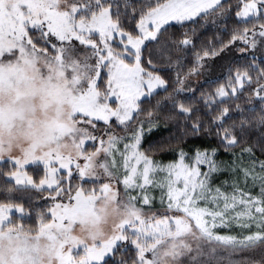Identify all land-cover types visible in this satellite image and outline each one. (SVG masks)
<instances>
[{"label":"snow or ice","instance_id":"1","mask_svg":"<svg viewBox=\"0 0 264 264\" xmlns=\"http://www.w3.org/2000/svg\"><path fill=\"white\" fill-rule=\"evenodd\" d=\"M25 45L88 73L95 164H58L49 199L78 211L115 192L132 210L87 264H264V0H0V53ZM217 72L196 107L186 81Z\"/></svg>","mask_w":264,"mask_h":264},{"label":"rangeland","instance_id":"2","mask_svg":"<svg viewBox=\"0 0 264 264\" xmlns=\"http://www.w3.org/2000/svg\"><path fill=\"white\" fill-rule=\"evenodd\" d=\"M13 69L24 73L30 70L31 72L39 73L42 78L49 76V73H53V76L49 78L60 82L54 93L57 103L61 106L68 105L70 113L67 120L61 118L54 122L52 134L42 143L25 145L23 149H16L10 154L4 155L3 142L0 141V161L9 160L20 168L19 171L11 174L10 178L18 187H29L33 190L31 194L38 198V204L36 205L44 204L50 206L53 215L52 221L43 226L39 233H46L49 239L58 241L56 264H87L88 256L84 249H98L103 242L115 234L120 225L131 219L132 211L115 192L107 195L96 194L92 198L90 207L72 211V209H75V205L57 204L55 200L49 199L50 196L56 193L44 191L46 189L51 190L46 185L59 172L58 164H70L81 160H87L93 165L95 164L97 153L91 151V149L86 151L83 147L84 129L81 127L78 115L80 99L86 91L85 82L88 78V73L74 56L69 55L66 57L62 53H53L47 49L29 47L27 45L24 46L22 52L13 50L0 53V75L3 76L5 72ZM186 73H182V77ZM223 75H226V72ZM223 75L219 72L213 74L214 77ZM23 77H3L2 82L19 80ZM207 78L206 74L189 76L186 81V87L197 88ZM69 147L72 149L71 152L68 151ZM156 158L167 161L171 156L166 153ZM219 158L222 160L231 159L226 156H219ZM29 165H41L45 168L44 177L40 181H35L33 177L23 170ZM226 177L227 174L225 173L221 178ZM117 187L122 191V185H117ZM73 190H76L75 183ZM81 190L92 195V188L89 191L83 188ZM29 193L30 191L28 190L26 193L19 192L20 196H18V192L13 194H15L16 198L18 196L24 199L29 196ZM105 200L114 201L119 207L130 209L128 212L129 218L110 227L103 238L98 239L95 236H92L91 239L83 238L79 230L82 226L100 222L103 209L98 206ZM0 209L6 210L4 218L0 219V228L6 227L5 225L10 220L12 213L16 212L22 215L24 212L23 206L13 204L0 205ZM79 226L81 227L79 228ZM7 228L11 229L12 227Z\"/></svg>","mask_w":264,"mask_h":264},{"label":"clouds","instance_id":"3","mask_svg":"<svg viewBox=\"0 0 264 264\" xmlns=\"http://www.w3.org/2000/svg\"><path fill=\"white\" fill-rule=\"evenodd\" d=\"M59 80L42 78L30 70L22 79L0 83V141L8 155L25 145L42 143L53 131L58 119H68L70 107L57 103L54 95ZM71 152V147L68 148ZM99 223L82 226L85 239L103 238L107 230L129 218L130 209L105 200ZM58 241L40 234L36 227L15 222L11 229L0 228V264H56Z\"/></svg>","mask_w":264,"mask_h":264},{"label":"trees","instance_id":"4","mask_svg":"<svg viewBox=\"0 0 264 264\" xmlns=\"http://www.w3.org/2000/svg\"><path fill=\"white\" fill-rule=\"evenodd\" d=\"M230 2H235V0H230ZM211 36L212 34L209 33ZM41 49H45L42 47H38ZM192 67V65H187L182 69V73L188 72L189 68ZM226 75H223L220 77L219 82L217 84L208 85L205 82H202L197 86V93L194 97H192V100L194 101V104L196 107H199L203 109V100L204 96H207L210 93H214L215 89L219 87L220 85H224L226 83ZM171 90V89H170ZM201 93L204 94V96H201ZM163 95V93H161ZM188 95H180L179 99L186 100ZM242 102V101H240ZM166 135V132H165ZM154 137L160 136V133H154ZM196 143H199V141H195ZM175 146V145H173ZM166 153H156V157H159ZM259 155V154H258ZM219 156H226L231 158L227 153H224L221 151ZM20 168L17 167L13 162L9 160L0 161V205H20L23 206L24 212L22 215H19L18 213L14 212L11 214L10 220L5 225L6 227H12L15 222H19L21 226L25 225H31L33 227H36L38 231H40L43 226L50 223L52 221L53 215L50 209L49 205L44 204H38V198L34 197L31 194V191H33L29 187H18L15 182L10 178V175L13 174L16 171H19ZM29 176L33 177L35 181H40L44 177L45 168L41 165H29L28 167L23 169ZM83 189L89 191L92 188V185H84L82 187ZM30 191L29 196L24 199L19 198V192L26 193L27 191ZM45 192H51L55 193L53 190H44ZM17 198L15 197V194L17 193ZM16 198V199H15Z\"/></svg>","mask_w":264,"mask_h":264},{"label":"crops","instance_id":"5","mask_svg":"<svg viewBox=\"0 0 264 264\" xmlns=\"http://www.w3.org/2000/svg\"><path fill=\"white\" fill-rule=\"evenodd\" d=\"M26 73L24 72H20L18 70H9L7 72H5V74L3 76L0 75V83H4L2 82L3 81V77H20V76H25ZM50 75L49 76H45V77H52L53 76V73H49ZM70 74V73H69ZM8 82H12V81H8ZM81 226H79L80 228Z\"/></svg>","mask_w":264,"mask_h":264}]
</instances>
